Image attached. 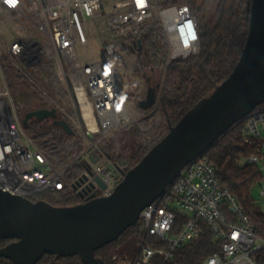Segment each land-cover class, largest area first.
Instances as JSON below:
<instances>
[{
    "label": "built area",
    "instance_id": "obj_1",
    "mask_svg": "<svg viewBox=\"0 0 264 264\" xmlns=\"http://www.w3.org/2000/svg\"><path fill=\"white\" fill-rule=\"evenodd\" d=\"M0 3V17L14 20L18 29L17 37L5 49L2 35L7 27L0 18V51L5 57L0 58V185L11 195L32 201L47 191L72 189L67 177L72 167L79 165L82 171L76 181L88 174L86 185H96L89 199L110 197L126 173L117 167L102 144L133 122L122 89V74L133 71L136 59L131 56L140 55L141 39L150 33L161 37L168 67L200 54L201 34L194 0ZM38 57L39 64L55 65L56 77L68 83L78 111L76 119L67 117L74 132L80 135L83 149L63 167L52 164L25 132L3 74L6 62L24 72L23 67L36 64ZM251 137L264 140V118L251 119L245 142L249 143ZM248 163L258 164L260 159L253 156ZM96 178L103 181L106 190L95 182ZM260 189L264 204V182ZM178 212L188 220L174 233ZM139 221L145 235L133 264L169 260L176 250L200 237V223L211 227L221 245V250L204 264H259L258 255L264 251V239L256 235L249 216L221 182L216 164L204 156L189 164L165 193L142 211Z\"/></svg>",
    "mask_w": 264,
    "mask_h": 264
},
{
    "label": "water",
    "instance_id": "obj_2",
    "mask_svg": "<svg viewBox=\"0 0 264 264\" xmlns=\"http://www.w3.org/2000/svg\"><path fill=\"white\" fill-rule=\"evenodd\" d=\"M40 61L38 57L36 64L27 67L33 68ZM157 95V87L149 86L147 99L139 103V108L143 111L153 108ZM262 103L264 0H252L248 38L232 74L126 173L110 197L89 199L96 185L92 182L86 185L90 180L88 174L72 184L73 191L85 202L67 208L13 196L0 185V240H15L0 250V257L15 264H37L45 255L78 256L85 264H103L95 252L136 225L142 211L158 200L189 164ZM34 119L38 122L51 119L67 135H75L69 123L59 119L56 109L27 113L23 126L27 127ZM91 160L96 162L93 157ZM87 172L91 174L90 168ZM95 182L106 190L100 178Z\"/></svg>",
    "mask_w": 264,
    "mask_h": 264
},
{
    "label": "trees",
    "instance_id": "obj_3",
    "mask_svg": "<svg viewBox=\"0 0 264 264\" xmlns=\"http://www.w3.org/2000/svg\"><path fill=\"white\" fill-rule=\"evenodd\" d=\"M251 1L194 0L193 5L201 34V52L186 61H179L165 67L167 75L162 93L157 87L161 118L166 124L165 127L161 126L158 129L166 133L165 138L232 74L248 38ZM166 63L167 50L161 37L157 33H150L143 37L135 74L145 78L147 84L149 80V85H152L153 79L160 68L166 66ZM10 66V63L4 65L3 71L9 87L15 91L16 81L23 80V76L16 73ZM45 108L47 107L41 109ZM254 117L264 118V103L258 106L251 116L230 129L203 156L216 164L221 182L232 192L245 214L249 216L256 235L264 239V210L256 204L253 197L254 189L263 183V170L260 163L264 162V140L251 137L249 143L245 142L249 123ZM20 118L23 121L25 115H20ZM24 130L46 158L58 167L72 163L83 149L81 137L77 132L74 136H69L51 119L43 122L34 119ZM133 143L132 141L128 143L124 152L115 161L117 167L125 173L135 168L150 152L141 148L136 151ZM102 148L109 152L113 145L110 142H104ZM253 156L258 157L260 163L249 164L248 160ZM81 171L82 168L79 165L72 167L67 177L70 184L76 181ZM31 200L35 203L45 201L58 208L73 207L85 202L70 188L62 191H47ZM187 220L185 214L178 212L174 233L180 231ZM199 225L202 230L200 237L176 250L169 260L159 258V264H204L211 255L219 252L221 245L215 240L211 227L206 223ZM144 235L145 230L141 221H138L117 241L97 250L95 257L103 264H116L114 256L120 248L132 239L137 240L141 245ZM14 241L0 240V250ZM160 245L165 247L164 242ZM258 262L264 264V251L258 255ZM0 264L15 263L0 257ZM37 264L85 263L78 256L45 255Z\"/></svg>",
    "mask_w": 264,
    "mask_h": 264
},
{
    "label": "rangeland",
    "instance_id": "obj_4",
    "mask_svg": "<svg viewBox=\"0 0 264 264\" xmlns=\"http://www.w3.org/2000/svg\"><path fill=\"white\" fill-rule=\"evenodd\" d=\"M3 19L6 23V33L9 35H15L14 20H8L6 17ZM7 19V20H6ZM18 33V32H17ZM11 41L6 43V46H10ZM1 59H4V55L0 53ZM136 59L133 71L128 74H122V89L128 105L132 110V124L129 127L115 131L106 142H110L113 145L111 150H108L114 161L116 158L124 152L128 143L135 145L134 149L137 151L141 148L144 151H151L155 148L165 137V132L159 131V127L164 126L162 122L161 110L159 105V93L157 95V104L150 110L143 111L139 108V103L147 99V91L149 86L158 87L160 93H162L165 87L166 75L168 65L160 68L159 72L155 76L154 84H147L145 78H142L135 74V70L138 65L139 56H131ZM9 64V62H6ZM5 64V65H6ZM14 71L21 76L23 80L16 81V92L10 87V91L13 97L14 104L20 115H26L29 112L45 109H56L59 114L60 120L70 122L69 118L76 119L78 117L77 108L74 105V95L68 88V83L61 82L56 77V68L53 63L42 62L37 68L23 67L24 72L16 69L12 65L10 66ZM4 77L6 75L3 71ZM2 78V73L0 74ZM149 77V75H148ZM7 81V78H6ZM8 84V81H7ZM160 85V86H159ZM9 86V84H8ZM68 116V117H67ZM71 123V122H70ZM69 123V124H70ZM71 125V124H70ZM25 128V127H24ZM26 131V130H25ZM82 142V141H81ZM52 163V161H50ZM55 165V163H52ZM56 166V165H55ZM263 170V182H264V162L260 163ZM253 197L256 204L264 210L263 199L261 197L260 186H257L253 191ZM144 229V228H143ZM140 253V245L137 240L132 239L126 245H124L114 256L116 264H120L121 261H127V264H133ZM117 257V259H115Z\"/></svg>",
    "mask_w": 264,
    "mask_h": 264
},
{
    "label": "crops",
    "instance_id": "obj_5",
    "mask_svg": "<svg viewBox=\"0 0 264 264\" xmlns=\"http://www.w3.org/2000/svg\"><path fill=\"white\" fill-rule=\"evenodd\" d=\"M2 6V3H0V7ZM3 17H5V16H2V17H0L5 23H7V25L9 24L8 22H6L4 19H3ZM7 20V19H6ZM11 21V20H10ZM14 22V24H15V21H13ZM6 25V26H7ZM14 28H15V32H16V34L15 35H9V34H7V33H5L4 35H2V41H3V45H4V48L5 49H8L10 46H11V44L13 43V41L15 40V38L17 37V35H18V29H17V27H16V25L14 26ZM9 41H11L10 43L11 44H9L10 46H6V43L7 42H9ZM0 53H2L3 55H4V52L3 51H0ZM0 58H1V55H0ZM3 60V59H2ZM40 65V64H39ZM38 65V66H39ZM38 66H35V67H33V68H37ZM30 69H32V68H30ZM0 74H1V71H0Z\"/></svg>",
    "mask_w": 264,
    "mask_h": 264
},
{
    "label": "snow or ice",
    "instance_id": "obj_6",
    "mask_svg": "<svg viewBox=\"0 0 264 264\" xmlns=\"http://www.w3.org/2000/svg\"><path fill=\"white\" fill-rule=\"evenodd\" d=\"M12 2H14V0H12ZM193 38H194V36H193Z\"/></svg>",
    "mask_w": 264,
    "mask_h": 264
}]
</instances>
